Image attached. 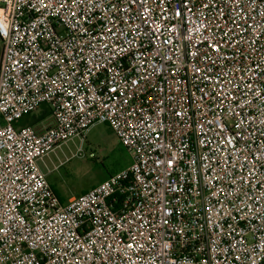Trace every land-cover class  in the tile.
I'll return each mask as SVG.
<instances>
[{
    "label": "built area",
    "instance_id": "2783aa9c",
    "mask_svg": "<svg viewBox=\"0 0 264 264\" xmlns=\"http://www.w3.org/2000/svg\"><path fill=\"white\" fill-rule=\"evenodd\" d=\"M0 41V264H264V0H0ZM100 124L131 163L62 204Z\"/></svg>",
    "mask_w": 264,
    "mask_h": 264
},
{
    "label": "rangeland",
    "instance_id": "374dc122",
    "mask_svg": "<svg viewBox=\"0 0 264 264\" xmlns=\"http://www.w3.org/2000/svg\"><path fill=\"white\" fill-rule=\"evenodd\" d=\"M38 115L39 112L25 116L21 125ZM80 147L82 153L77 155ZM90 153L94 156L89 157ZM130 163V154L120 145L112 130L107 125L100 124L91 128L83 139L75 137L63 143L43 158L39 166L59 201L65 204L71 198L99 185L110 174L126 168Z\"/></svg>",
    "mask_w": 264,
    "mask_h": 264
},
{
    "label": "trees",
    "instance_id": "16d2710c",
    "mask_svg": "<svg viewBox=\"0 0 264 264\" xmlns=\"http://www.w3.org/2000/svg\"><path fill=\"white\" fill-rule=\"evenodd\" d=\"M46 115H48V112H47V110L44 108V109H42L40 112H39V115L38 116H33L32 118H31V120L28 122V123H25L24 125H32V124H34L35 122H37V121H39V120H41L42 118H44ZM23 121L21 120L20 122H19V125H21V123H22ZM23 124L21 125V126H24ZM110 175H112V174H110ZM109 175V176H110Z\"/></svg>",
    "mask_w": 264,
    "mask_h": 264
},
{
    "label": "crops",
    "instance_id": "0c3cea01",
    "mask_svg": "<svg viewBox=\"0 0 264 264\" xmlns=\"http://www.w3.org/2000/svg\"><path fill=\"white\" fill-rule=\"evenodd\" d=\"M0 45H1V41H0ZM1 48H2V46H1ZM0 56H1V53H0ZM48 155H49V154H48ZM48 155H46V156H48ZM46 156H45V157H46ZM45 157H44V158H45ZM42 159H43V158H42ZM42 159H41L39 162H41ZM127 167H128V166H127ZM123 169H124V168H123Z\"/></svg>",
    "mask_w": 264,
    "mask_h": 264
}]
</instances>
